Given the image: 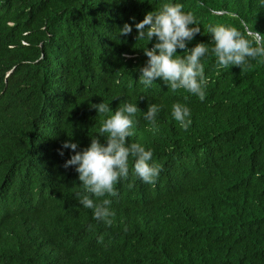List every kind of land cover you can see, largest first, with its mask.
<instances>
[{"label":"trees","instance_id":"16d2710c","mask_svg":"<svg viewBox=\"0 0 264 264\" xmlns=\"http://www.w3.org/2000/svg\"><path fill=\"white\" fill-rule=\"evenodd\" d=\"M163 2L0 0V264H264V63L218 68L207 54L203 100L159 78L143 86L147 42L135 28L114 32ZM174 2L200 26L188 47H211L210 24L264 33L258 0ZM102 101L137 103L128 141L151 148L159 166L147 184L129 157L115 195L99 198L111 200L110 225L78 205L70 150L57 152L99 134L111 113L91 105ZM149 103L159 105L156 132L143 118ZM173 103L189 107L187 129Z\"/></svg>","mask_w":264,"mask_h":264},{"label":"clouds","instance_id":"9594fccd","mask_svg":"<svg viewBox=\"0 0 264 264\" xmlns=\"http://www.w3.org/2000/svg\"><path fill=\"white\" fill-rule=\"evenodd\" d=\"M264 7V0H258ZM183 5L174 0L161 3L159 10L147 12L141 20L130 24L124 22L115 29V39L126 37L136 30L135 39L146 41L142 47L146 57L139 66L138 80L150 87L156 78L161 79L172 91L183 89L205 98L207 77L204 75L201 59L207 54L215 57L218 68L230 66H246L250 59H258L264 63V33H258L240 21V27L224 24H210L211 47L207 43L197 42L192 47L188 43L193 40L200 26L193 14L182 10ZM259 37V39H256ZM151 42V47L147 45ZM177 49L183 50V56L174 55ZM115 98V97H114ZM97 114H107L99 127V134L90 137V143L79 150L78 144L65 140L57 149L63 156L64 149L70 150V157L64 161V167L74 166L78 174L79 184L83 191L75 193L78 205L91 209L93 218L111 224L114 215L111 200L105 195H115L114 185L129 174V157L133 158L132 172L144 183H154L159 175V166L152 160L151 148L136 142H129L133 135L134 114L137 103L125 102L115 110L109 104L99 102L91 105ZM159 105L149 103L143 118L151 125L150 131H158L156 116ZM171 117L181 128L187 129L191 124V112L188 106L173 103ZM102 138V140H101Z\"/></svg>","mask_w":264,"mask_h":264}]
</instances>
